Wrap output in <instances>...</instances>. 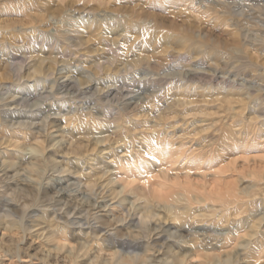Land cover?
<instances>
[{
    "label": "rangeland",
    "instance_id": "rangeland-1",
    "mask_svg": "<svg viewBox=\"0 0 264 264\" xmlns=\"http://www.w3.org/2000/svg\"><path fill=\"white\" fill-rule=\"evenodd\" d=\"M0 239L264 264V0H0Z\"/></svg>",
    "mask_w": 264,
    "mask_h": 264
},
{
    "label": "bare ground",
    "instance_id": "bare-ground-1",
    "mask_svg": "<svg viewBox=\"0 0 264 264\" xmlns=\"http://www.w3.org/2000/svg\"><path fill=\"white\" fill-rule=\"evenodd\" d=\"M68 192H67V189L66 188H62L61 190H59V192H58V194H57V196L59 197H62V196H64V195H66ZM79 193H82L83 194V192H80L79 191ZM98 207L101 209V210H107V209H109V207H108V204L107 203H105V204H100V205H98ZM94 208H95V204H94ZM163 229V228H162ZM156 230V234L158 235V237H159V235H161L162 234V231L160 230V229H155ZM1 240V242H2V239H0ZM126 244H128V243H123V242H121V243H119V245H121L122 247H123V249L124 248H126L127 246L130 248V249H132L133 251H135V246H137V245H135L134 243V245L132 244V243H130L129 245H126ZM137 248V247H136ZM99 249V248H98ZM97 250V249H96ZM102 250V249H101ZM99 251H100V249L99 250H97L96 251V257H100V253H99ZM1 253H5V255H9V256H12L13 257V254H10L11 252H10V250H5V248L4 247H2V244L0 243V254ZM2 256V255H1ZM46 258V257H45ZM55 258V257H54ZM2 261V260H1ZM44 263L45 264H53L52 263V260L51 259H49V257H47L45 260H44Z\"/></svg>",
    "mask_w": 264,
    "mask_h": 264
}]
</instances>
